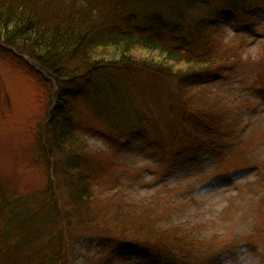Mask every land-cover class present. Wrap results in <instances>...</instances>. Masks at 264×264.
<instances>
[{
  "label": "trees",
  "instance_id": "16d2710c",
  "mask_svg": "<svg viewBox=\"0 0 264 264\" xmlns=\"http://www.w3.org/2000/svg\"><path fill=\"white\" fill-rule=\"evenodd\" d=\"M124 1L115 18L104 16L108 4L102 0H0V45L15 57L26 55L33 62L27 65L42 71L50 89L51 116L39 140L40 153L52 164L50 181L39 190L42 196L23 200L28 202L27 215L1 194L0 225L4 228L0 229V258L15 259L12 264H71L66 254L69 240L74 246L82 241L91 248L98 244L94 254L85 256L84 264H119L130 261L133 254L145 256L150 249L169 250V243H177L175 237H149L141 213L134 214L137 205L133 202L95 210L92 204L100 194L95 196L94 187L102 188L105 180L111 191L133 188L134 184L144 186L147 168L139 167L132 173L129 164L121 160L88 152L77 136L79 126L69 105L71 99L83 97L100 119L118 122L120 129L95 131L120 149L116 156L122 150L144 148L156 164L160 180L175 170L186 174L194 171L206 156L219 162L229 152L225 140L233 130L226 137L222 132L227 128L213 129L220 125L221 115L192 109L177 93L231 76L245 84L235 62L218 54L219 24L231 13L238 24L254 28L253 19L264 11V0H215L216 5L210 8L212 1L187 0L196 13L209 9L196 19V26H190L183 16L170 17L158 10L155 1L146 4L144 17L139 12L143 10L129 9L136 1ZM168 4L164 3L165 8ZM180 69L186 73H177ZM144 70L177 80V88L167 84L158 92V85L147 87ZM122 72L130 73L128 78L122 77ZM133 73L138 81L132 80ZM182 77L185 79L180 81ZM152 95L162 107L149 117L143 101L154 109ZM54 185L67 196L56 192ZM162 186L164 181L158 188ZM166 206L169 212L172 208ZM19 219L25 227L18 225ZM88 223L93 229L81 226ZM132 224L139 228H130ZM73 225L86 233H66Z\"/></svg>",
  "mask_w": 264,
  "mask_h": 264
},
{
  "label": "rangeland",
  "instance_id": "374dc122",
  "mask_svg": "<svg viewBox=\"0 0 264 264\" xmlns=\"http://www.w3.org/2000/svg\"><path fill=\"white\" fill-rule=\"evenodd\" d=\"M102 1L108 4L104 16L109 14L115 18L121 13L122 3L125 2ZM132 1L136 2L129 4V9L136 10L137 7L143 10L139 11L140 17H144L146 4L155 1L159 4L156 5L158 10H163L170 17L183 16L190 26H196V19L209 10L202 9L196 13L197 10L193 11L187 0ZM209 1H212L209 8L216 5L215 0ZM166 2L170 11L165 8ZM253 22L254 28L248 30L244 23L235 22L230 13L221 18L219 24L218 54L235 62L245 84L231 76L209 86L185 87L181 93H177L192 109L211 111L212 115L220 114V125H215L214 130L227 128L222 132L226 137L233 130V134L225 140L229 152L219 162L206 156L194 171L190 169L186 174L175 170L161 181L156 164L144 148L122 150L116 156L118 153L115 154V151L120 149L115 148L113 141L95 131L120 129L118 122L100 119L83 97L76 101L73 98L69 102L79 126L77 136L88 152L95 156L102 155L107 160H121L129 164L132 173L138 171L139 167L147 168L144 171V186L134 184L133 188L123 186L111 191L106 188L109 181L105 180L102 188L94 187L95 196L100 194L92 204L95 210L109 208L114 203L133 202L137 205L134 214L141 213L149 237L178 239L177 243H169V250L150 249L148 255L133 254L130 261H120L119 264H167L168 260L169 264H264V90L259 89L264 87V11ZM30 62L33 63L26 55L15 57L10 49L5 50L0 45V216L4 201L2 193L11 203L19 205L22 215H27L28 202L23 200H34L38 194L42 196L39 190L47 187L52 175V164L44 160L39 151L43 128L51 116L50 89L42 71L29 67L27 64ZM144 71L147 73L144 75L147 87L158 85V92L160 87L167 84L177 88V80L159 78L152 71ZM178 72L182 75L186 70L180 69ZM128 74L121 73L125 78H128ZM184 79L182 77L180 81ZM132 80L138 81L135 73ZM149 80L150 84L147 82ZM136 91L139 93L136 96H139L140 92ZM157 91L153 89V94L156 95ZM140 100L143 101V98ZM171 100L182 104L176 99ZM150 101L154 109L145 99L143 109L149 117H153L162 105L156 103V96L152 95ZM105 103L110 105L107 99ZM163 181L164 186L158 188ZM125 184L128 186V183ZM54 189L61 196H67L58 185H54ZM20 204L24 206L20 207ZM168 204L172 208L169 212ZM160 215H163L162 219ZM21 221L18 220V225L25 227ZM81 226L85 230L93 229L91 223ZM132 227L139 228V225L132 224ZM2 228L4 226L0 225ZM85 230L73 225L66 233L73 236L75 232L86 233ZM67 243L71 245L66 253L71 264H84L85 256H91V252L94 254L98 248L97 243L92 244L91 248L86 241L75 246L71 240ZM143 259L145 261L140 263ZM14 260L0 258V264H12Z\"/></svg>",
  "mask_w": 264,
  "mask_h": 264
}]
</instances>
